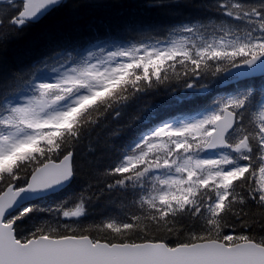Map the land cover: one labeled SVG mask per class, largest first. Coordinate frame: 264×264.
I'll return each instance as SVG.
<instances>
[{
    "label": "snow or ice",
    "instance_id": "6c2138e0",
    "mask_svg": "<svg viewBox=\"0 0 264 264\" xmlns=\"http://www.w3.org/2000/svg\"><path fill=\"white\" fill-rule=\"evenodd\" d=\"M82 2L0 0V264H264V0Z\"/></svg>",
    "mask_w": 264,
    "mask_h": 264
},
{
    "label": "trees",
    "instance_id": "16d2710c",
    "mask_svg": "<svg viewBox=\"0 0 264 264\" xmlns=\"http://www.w3.org/2000/svg\"><path fill=\"white\" fill-rule=\"evenodd\" d=\"M69 4H71L72 0H68ZM120 4L126 5L128 8L137 10L138 14H142L147 19H152L160 22H172L174 20L179 19V17H174L169 14L168 10L161 9H151L145 8V0H120ZM119 8V4L117 5ZM142 10V12H141ZM181 11L187 13L190 9H181ZM115 10H113L112 15L114 16ZM75 15L81 18V22H87L92 20L93 18L100 19L105 16V13L102 10L93 9L88 6V0H83L81 7L75 10ZM73 13L70 8L59 9L54 13H50L46 16L39 24L33 25L30 28L25 29L23 38L20 41H12L7 47V54H11L16 49L22 47L28 40L40 34L42 31L52 28L55 26H66L72 23ZM150 99L155 102H160L165 99L163 95H158L151 97ZM83 151V146L82 149ZM108 211L105 208L103 202L94 206L91 209V216L94 218H98L102 212Z\"/></svg>",
    "mask_w": 264,
    "mask_h": 264
}]
</instances>
